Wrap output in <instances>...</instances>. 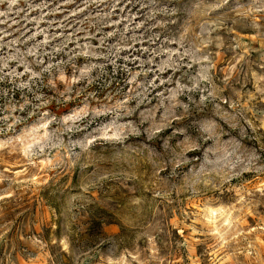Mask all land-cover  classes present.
<instances>
[{
	"label": "rangeland",
	"instance_id": "1",
	"mask_svg": "<svg viewBox=\"0 0 264 264\" xmlns=\"http://www.w3.org/2000/svg\"><path fill=\"white\" fill-rule=\"evenodd\" d=\"M0 264H264V0H0Z\"/></svg>",
	"mask_w": 264,
	"mask_h": 264
},
{
	"label": "clouds",
	"instance_id": "2",
	"mask_svg": "<svg viewBox=\"0 0 264 264\" xmlns=\"http://www.w3.org/2000/svg\"><path fill=\"white\" fill-rule=\"evenodd\" d=\"M13 2H14V0H13Z\"/></svg>",
	"mask_w": 264,
	"mask_h": 264
}]
</instances>
